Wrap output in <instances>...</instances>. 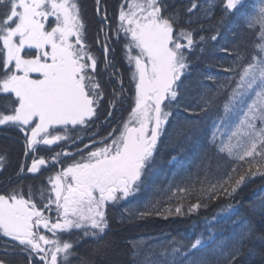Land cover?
Listing matches in <instances>:
<instances>
[{
  "label": "snow or ice",
  "instance_id": "6c2138e0",
  "mask_svg": "<svg viewBox=\"0 0 264 264\" xmlns=\"http://www.w3.org/2000/svg\"><path fill=\"white\" fill-rule=\"evenodd\" d=\"M219 4L220 23L244 7L241 19L255 39L219 49L231 58L227 67L217 62L222 78L199 73V79L188 83L190 54L205 42L198 33L205 31L204 19L214 18L212 5L206 7L200 0H187L182 8L168 0H128L121 5L115 31L117 37L124 34L125 55L133 68L131 111L107 137L93 141L92 150L83 154L89 145L78 149L79 159L49 177L46 204L44 190L39 206L31 189L27 198L16 188L0 193V237L8 238L0 264H20L12 259L16 255H24L29 264H71L84 238L107 247L103 243L111 231L107 207L140 190L169 125L173 128L169 142L175 145L197 139L211 120L207 143L223 160L214 163L208 148L203 149L195 173L172 182L161 194L167 207L159 199L150 201L141 211L122 214L120 224L133 217L191 216L216 200L233 197L248 178L264 176V0L251 8L246 0H219ZM86 31L77 0H0V97L8 101L0 109V125L20 129L26 149L33 153L38 145L69 139L56 126L66 132L69 126H85L97 117L104 92L97 79L98 58L85 43ZM219 36L217 30L208 39L215 42ZM102 47L107 69L112 66L107 60L110 48L106 43ZM191 91L196 92L195 99L187 98ZM61 155L73 154L56 153L52 161L59 162ZM3 161L0 156V167ZM48 162L43 156L33 158L27 171L35 173ZM229 163L230 171L213 182V173ZM53 205L55 218L45 215ZM259 207L264 211V200ZM221 213L205 217V228L194 239L173 238L158 252L145 254L143 241H130L134 264H242L256 228L245 221L218 240L221 230L215 224ZM73 231L78 235L64 238ZM81 264L92 262L81 258Z\"/></svg>",
  "mask_w": 264,
  "mask_h": 264
},
{
  "label": "trees",
  "instance_id": "16d2710c",
  "mask_svg": "<svg viewBox=\"0 0 264 264\" xmlns=\"http://www.w3.org/2000/svg\"><path fill=\"white\" fill-rule=\"evenodd\" d=\"M123 1L101 0L100 13L97 14L96 0H77L87 28L85 43L90 46L92 53L98 58L97 79L101 82L104 95L99 100L97 117L92 118L84 127L75 129L72 132L75 137L69 138L67 143L81 136L87 138V142L106 137L121 125L131 111L134 94L133 68L125 59L124 37L121 35L119 38L115 37V30L119 24V7ZM168 2L182 8L187 0H168ZM200 3L206 7L212 5L214 18L202 21L205 31L199 32L198 35H204L206 39L190 54L192 75L186 78L185 83L199 79V73L222 78L223 72L217 62H222L223 66L227 67L231 58L219 49L224 46L231 49L241 39H246L249 43L255 39L253 34L246 31L241 19V12L246 10L244 7H241L240 12L226 17L220 23L222 6H220L219 0H200ZM246 5L248 8L255 7L258 5V0H246ZM105 15L107 19H104ZM193 27L198 28L199 26L193 25ZM217 30L220 33L218 40L214 42L208 39L211 35H215ZM105 43L110 48L107 60L111 61L112 65L107 69L105 68V53L102 47ZM112 73H116V75H112ZM207 83L210 84L211 82ZM114 92L120 95L114 97ZM187 98L195 99L196 92H189ZM113 101H115L114 106ZM7 103L5 98L0 97V109ZM109 112L112 113L110 117ZM172 130V125H169L168 132L158 145L152 164L143 177L140 190L123 202L117 205L109 204L107 207L106 211L111 223V231L108 232L103 242L107 247H102L93 240L84 238L76 247L77 255L72 258L71 264H81V258L88 259L92 264H134L130 241H143L144 252L147 254L150 250L158 252L160 245L167 244L173 238L185 241L194 239L204 230L205 217L211 218L213 215L221 213V209L227 208L228 205H232V209L217 217L215 227L221 230L217 233V239L230 235L240 227L242 222H251L255 226L256 232L250 241H257V243L250 245L247 243L242 264H264V219H261V216H264V211L259 207L261 201L264 200V176L257 175L248 178L233 197L216 200L210 203L208 209H201L199 213L191 216L173 215L167 219L163 216H152L146 219L133 217L125 224L119 223L122 214L128 216L130 212L141 211L144 205L150 201L159 199L162 201L161 206L167 207L168 203L161 194L166 193L172 182L179 183L190 171L195 173L194 164L198 154L203 149L208 148L214 158V163L217 159L223 160V157L216 156L215 149L210 148L207 143L211 131V120L206 122L201 135L192 142L171 144L169 135ZM65 143L55 146H37V151L33 153L26 149L25 137L20 129L12 125H0V156L4 157L3 167H0V193L16 188L22 191L27 198L31 189L34 194L33 198L39 206L40 191L44 190L45 199L43 203L46 204L48 202L47 190H50L49 177L54 176L57 171L67 166L73 159L80 158L77 150L71 152L73 149L69 148L68 152L72 153V156L61 155L58 158L59 162H52L51 158L56 153H61ZM83 146H85V142L79 148ZM76 149L78 148L76 147ZM90 150H92L91 145L83 154ZM26 151L28 152L27 155L25 154ZM41 156L49 162L40 166L35 173L28 172L27 169L33 158ZM22 166L23 171H21ZM230 168L231 164L229 163L222 167L219 172H214L211 177L213 182L230 171ZM195 198L196 196L193 194L192 202H195ZM171 203L175 205L176 201L172 200ZM184 203L187 206L188 201L185 200ZM232 221L238 223L233 224ZM77 235L78 233L75 232L71 236L64 234V238L71 239ZM7 239L0 237V255H4L3 246ZM260 248L262 251L258 250ZM255 249L256 251H254ZM12 259L19 261L20 264H29L24 255H16ZM36 259L38 260V258Z\"/></svg>",
  "mask_w": 264,
  "mask_h": 264
},
{
  "label": "rangeland",
  "instance_id": "374dc122",
  "mask_svg": "<svg viewBox=\"0 0 264 264\" xmlns=\"http://www.w3.org/2000/svg\"><path fill=\"white\" fill-rule=\"evenodd\" d=\"M128 3V0H124L122 3H121V5H125L126 6V4ZM121 5H120V7H121ZM120 7H119V10H120ZM118 17H119V12H118ZM118 22H119V24H120V21H119V18H118ZM119 24H118V26H117V28L119 27ZM120 35L122 36V37H124V34H123V32H120V34H119V37H120ZM115 37H117V34L115 35ZM118 37V38H119ZM125 43H126V41H125ZM126 51V50H125ZM125 59H126V61L128 62V60H127V57H126V55H125ZM128 64H129V62H128ZM133 72V71H132ZM133 97H134V94H133ZM132 106H133V104H132ZM129 114V113H128ZM127 117H128V115H127ZM127 117L125 118V120L127 119ZM5 126H8V125H5ZM10 126V125H9ZM58 129H60V132H59V134H61V135H66L68 138H74L75 136V134H73L72 132L75 130V129H77V128H82V127H84V126H69V128H68V130L65 132V131H63V129H62V126H56ZM110 133H112V132H110ZM55 134V133H54ZM90 134H92V133H90ZM109 135V134H108ZM107 135V136H108ZM91 136H93V134L91 135ZM106 136V137H107ZM69 139H67V140H65V141H58L56 144H54V145H47V146H55V145H60V144H62V143H65V145L62 147L63 149L61 150V153H63V152H68L69 150V148H72L73 149V151H71V152H76V150H78V149H84V147L85 146H83V147H81V148H79V146L81 145V144H83L84 142H85V145H91L92 144V142L93 141H99L100 139H93V140H90V141H88L87 142V138H83L82 136L81 137H79V139H76L75 140V144H73V141L72 142H69V143H67V141H68ZM76 147L78 148V149H76ZM75 148V149H74ZM60 152V151H59ZM51 161H52V159H51ZM53 162V161H52ZM31 164H32V161H31V163H30V166L29 167H31ZM50 188H51V185H50ZM129 198V197H128ZM128 198H126V199H128ZM126 199H123V200H121V201H119L118 203H116V204H113V205H117V204H119L120 202H123L124 200H126ZM110 204H112V203H110ZM45 215H51L53 218H55V207H54V205L52 206V210L49 212V211H46L45 212ZM41 232H43V234H45V235H50L48 232H47V230H44V229H41ZM73 232H75V233H77L76 231H73Z\"/></svg>",
  "mask_w": 264,
  "mask_h": 264
},
{
  "label": "bare ground",
  "instance_id": "6f19581e",
  "mask_svg": "<svg viewBox=\"0 0 264 264\" xmlns=\"http://www.w3.org/2000/svg\"><path fill=\"white\" fill-rule=\"evenodd\" d=\"M101 2V1H100ZM97 3V2H96ZM261 219L263 220L264 219V216H261ZM251 243H257V241H249L248 242V245H250ZM258 250H261V248L260 249H258ZM254 251H256V249L254 250ZM262 251V250H261Z\"/></svg>",
  "mask_w": 264,
  "mask_h": 264
},
{
  "label": "water",
  "instance_id": "95a60500",
  "mask_svg": "<svg viewBox=\"0 0 264 264\" xmlns=\"http://www.w3.org/2000/svg\"><path fill=\"white\" fill-rule=\"evenodd\" d=\"M100 1H101V0H100ZM98 8H99V11H100V4L97 6V9H96L97 14H99Z\"/></svg>",
  "mask_w": 264,
  "mask_h": 264
}]
</instances>
